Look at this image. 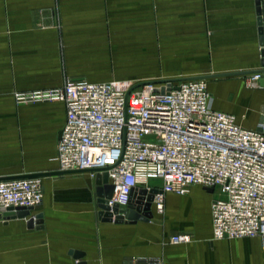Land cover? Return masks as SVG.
<instances>
[{
	"label": "crops",
	"instance_id": "obj_1",
	"mask_svg": "<svg viewBox=\"0 0 264 264\" xmlns=\"http://www.w3.org/2000/svg\"><path fill=\"white\" fill-rule=\"evenodd\" d=\"M259 1L264 40V0ZM258 29L255 0H0V62L8 69L16 66L14 79L11 75L3 78L0 105L12 85L18 86V92L59 87L63 74L57 72L56 82L47 85L45 81H51L49 75L53 74L44 71V64L99 65L108 46L115 50L136 47L142 38L139 34L145 33L146 46L152 52L156 41L166 48L167 41L177 37L178 52L164 61L172 74L125 73V77L121 73L125 78L120 79L152 81L242 73L208 79L211 106L235 116L240 126L257 129L264 87L259 83L246 88L244 81L261 69ZM171 46V50L175 48ZM70 69L66 76L73 80H117L102 78V72ZM216 80L232 82L222 88V95L240 101V108L234 112L225 106L216 108ZM56 103L61 118L47 161L35 154L33 161L21 162L17 156H4L1 150L0 177L57 171L54 158L65 108ZM42 183L43 200L30 216L0 221V264H77V252L83 254L80 261L85 264H135L138 259H159L162 264H264V244L259 237L212 238L210 204L217 196L201 187L193 186L183 196L167 194L163 214L153 206L149 222L115 224L98 218L96 184L87 173L45 176ZM150 185L161 186L160 182ZM38 215L42 227L29 228L28 219ZM177 233H187L192 240L170 244L169 237Z\"/></svg>",
	"mask_w": 264,
	"mask_h": 264
},
{
	"label": "built area",
	"instance_id": "obj_2",
	"mask_svg": "<svg viewBox=\"0 0 264 264\" xmlns=\"http://www.w3.org/2000/svg\"><path fill=\"white\" fill-rule=\"evenodd\" d=\"M263 78L264 73L253 72L245 86L255 88ZM169 80L132 88L136 84L65 77L59 87L17 93L15 99L63 103L57 170L85 172L93 181L105 173L113 186L110 208H124L134 188L156 189L153 206L163 214L167 194L183 196L193 186L212 189L217 196L210 204L212 238L259 237L264 244L263 124L247 129L232 114L213 109L206 79ZM156 180L159 188L150 185ZM43 195L42 177L0 181V221L11 218L10 209L35 208ZM191 240L177 233L168 242ZM135 264L162 263L138 259Z\"/></svg>",
	"mask_w": 264,
	"mask_h": 264
},
{
	"label": "rangeland",
	"instance_id": "obj_3",
	"mask_svg": "<svg viewBox=\"0 0 264 264\" xmlns=\"http://www.w3.org/2000/svg\"><path fill=\"white\" fill-rule=\"evenodd\" d=\"M139 35L142 38L139 42H136L138 44L136 47L117 48V50H119V52H117V50L108 46L105 54L103 53L102 64L99 65L68 66L63 63L52 65L44 64L42 66L44 71L48 72L47 74H50V72L53 74L49 75L51 81L46 80L45 83L47 85L54 84L56 82L54 78L57 76V72L58 75L63 74L62 79H64L67 77L66 75L70 74V68V70L102 72V78L112 77L117 79L115 80L117 82L129 85L144 82V80L120 79L124 76L128 77L125 73L141 74L146 72H158L160 75H171L172 72L169 71L171 70V68H169L170 66H166L164 63L170 61V58H172L170 54L172 52H174V57L176 55L175 52H178L176 46L177 37L174 41H167L166 48L162 47L161 42L156 41V47L152 52L151 48L146 46V34ZM171 45L175 46L172 50L170 48ZM1 57L2 49H0V58ZM14 67L16 68V66H11L10 69H8L7 66L2 65L0 62V87L2 86L1 84L3 83L4 77L11 75V78L14 79ZM163 68L168 72H165ZM121 73L124 76L120 75ZM213 82L216 108L220 109V106H225L224 108L228 111H233L234 108H240L238 107L241 106L240 101H237L234 97H223L222 95V88L224 89V87L232 82L229 83L223 80H216ZM241 84L243 83L241 82ZM12 87L13 88L9 92L10 94L4 98V104L1 103L0 105V125L3 126L0 127V151L2 150L3 155L6 157L9 156L11 159H14L15 156L19 157L21 162L24 159L28 162L33 161L32 159H36L35 154H39L38 156H41L43 161H47L46 159L52 153L54 135L60 124V106L54 101H42L37 103L17 102L15 94L26 92H18V90H16L18 89L17 85H12ZM153 182L159 181L156 180L151 183Z\"/></svg>",
	"mask_w": 264,
	"mask_h": 264
},
{
	"label": "water",
	"instance_id": "obj_4",
	"mask_svg": "<svg viewBox=\"0 0 264 264\" xmlns=\"http://www.w3.org/2000/svg\"><path fill=\"white\" fill-rule=\"evenodd\" d=\"M256 4V14L258 16V34H259V41L260 47L264 46L263 40V31L261 28V20H260V1L255 0ZM261 67H264V52L261 51ZM257 72V71H254ZM258 72L264 73V69L258 70ZM253 73V72H251ZM250 73V74H251ZM234 75H243L242 73L239 74H222V75H213V76H201L198 78L201 79H210V78H217V77H228ZM190 78H178L169 80L168 83H178ZM165 82V81H164ZM260 86L264 87V78L260 80ZM143 83H139L134 85L132 88L138 87ZM170 85V84H169ZM176 89V87H173ZM262 118L260 119V124L264 126V106L261 109ZM68 173H80V172H60V171H53V172H43V173H34V174H23L18 176H10V177H0V181L2 180H10V179H20V178H37V177H45V176H52V175H61V174H68ZM96 189V203L98 208V218L102 222H109L115 224H134L138 221L140 222H149L153 218V199L154 195L157 194L159 191L156 189L146 190L143 188H134L130 194L129 202L124 208H120L117 205H114L110 208L107 205V200L111 198L113 193V186L107 184V175L104 173L102 175H97L95 179ZM207 192L212 193V189H205ZM36 208V207H35ZM35 208H16L15 210H11L9 213L11 218H26L30 216V212ZM27 226L29 228H41L42 227V220L41 216L30 217L27 221ZM83 257L82 253H75L74 258L78 260L77 264H85L81 262L80 259Z\"/></svg>",
	"mask_w": 264,
	"mask_h": 264
}]
</instances>
